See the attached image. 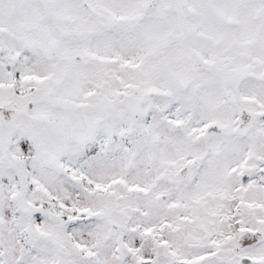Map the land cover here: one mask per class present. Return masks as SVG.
I'll return each instance as SVG.
<instances>
[{
	"label": "snow or ice",
	"instance_id": "obj_1",
	"mask_svg": "<svg viewBox=\"0 0 264 264\" xmlns=\"http://www.w3.org/2000/svg\"><path fill=\"white\" fill-rule=\"evenodd\" d=\"M0 264H264V0H0Z\"/></svg>",
	"mask_w": 264,
	"mask_h": 264
}]
</instances>
